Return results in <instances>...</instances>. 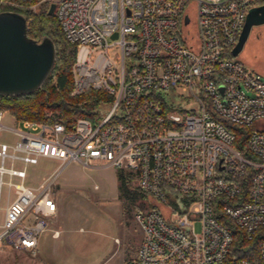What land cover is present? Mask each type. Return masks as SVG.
I'll use <instances>...</instances> for the list:
<instances>
[{"label":"built area","instance_id":"obj_1","mask_svg":"<svg viewBox=\"0 0 264 264\" xmlns=\"http://www.w3.org/2000/svg\"><path fill=\"white\" fill-rule=\"evenodd\" d=\"M45 4L78 46L71 95L101 90L110 100L71 130L10 127L0 111V138L15 137L0 139V243L37 254L58 212L52 185L78 161L132 173L147 197L134 212L140 246L123 264H264V239L251 259L231 255L228 225L248 241L264 230V79L232 55L249 9L264 0H0L27 33ZM227 124L248 129L243 149ZM40 158L59 165L27 186Z\"/></svg>","mask_w":264,"mask_h":264},{"label":"rangeland","instance_id":"obj_2","mask_svg":"<svg viewBox=\"0 0 264 264\" xmlns=\"http://www.w3.org/2000/svg\"><path fill=\"white\" fill-rule=\"evenodd\" d=\"M3 11L6 9L0 7ZM236 58L259 71L264 79V24L251 29ZM175 103L182 105L184 101ZM3 123L19 128L8 111L4 112ZM0 139L13 141L15 137L4 130ZM58 165L56 160L40 158L37 164L29 165L25 184L37 187ZM116 173L112 167L88 168L78 161L67 164L52 185L60 210L40 237L37 254L0 243V264H123L138 251L142 231L135 221L133 206L120 197ZM7 193L4 188L3 202ZM56 228L62 233L52 238V229ZM195 229L200 232L199 221L195 222Z\"/></svg>","mask_w":264,"mask_h":264},{"label":"trees","instance_id":"obj_3","mask_svg":"<svg viewBox=\"0 0 264 264\" xmlns=\"http://www.w3.org/2000/svg\"><path fill=\"white\" fill-rule=\"evenodd\" d=\"M48 9L45 4L40 12L34 15L28 36L40 42L49 41L55 47L56 61L53 70L43 86L31 94L16 96L0 94V111H8L16 122H60L71 130L78 118H91L97 115L110 97L101 90H89L81 96L71 95L74 86L72 67L78 46L65 38L55 13L49 15ZM227 127L235 132V146L243 149L248 129L229 124ZM116 177L120 197L130 202L134 211L149 206L146 195L139 192L136 187L132 173L117 170ZM138 199L144 202L139 203ZM228 225L234 237L231 255L238 258H253L257 252V243L264 239V230L260 229L254 240L248 241L243 230Z\"/></svg>","mask_w":264,"mask_h":264},{"label":"water","instance_id":"obj_4","mask_svg":"<svg viewBox=\"0 0 264 264\" xmlns=\"http://www.w3.org/2000/svg\"><path fill=\"white\" fill-rule=\"evenodd\" d=\"M51 4L48 14L54 13ZM264 24V5L249 9L238 42L232 50L237 57L251 29ZM56 61L55 47L49 41L28 36L26 20L10 11L0 12V94L28 95L40 89L50 76Z\"/></svg>","mask_w":264,"mask_h":264},{"label":"crops","instance_id":"obj_5","mask_svg":"<svg viewBox=\"0 0 264 264\" xmlns=\"http://www.w3.org/2000/svg\"><path fill=\"white\" fill-rule=\"evenodd\" d=\"M58 206V212H57V215L55 216V217H57L58 216V213H59V210H60V206L59 205H57ZM51 236H52V234H51ZM53 238V237H52ZM39 246V245H38Z\"/></svg>","mask_w":264,"mask_h":264}]
</instances>
